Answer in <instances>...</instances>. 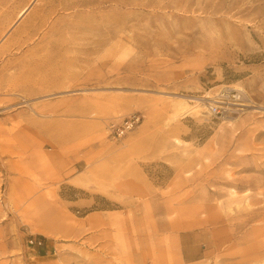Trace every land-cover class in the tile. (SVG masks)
Segmentation results:
<instances>
[{
  "label": "rangeland",
  "instance_id": "obj_1",
  "mask_svg": "<svg viewBox=\"0 0 264 264\" xmlns=\"http://www.w3.org/2000/svg\"><path fill=\"white\" fill-rule=\"evenodd\" d=\"M0 264H264V0H0Z\"/></svg>",
  "mask_w": 264,
  "mask_h": 264
},
{
  "label": "built area",
  "instance_id": "obj_2",
  "mask_svg": "<svg viewBox=\"0 0 264 264\" xmlns=\"http://www.w3.org/2000/svg\"><path fill=\"white\" fill-rule=\"evenodd\" d=\"M224 95V94H223ZM230 96L234 99H239V92H236V93H230ZM209 113L212 114V115H217L219 113H221V108L218 104H211L209 106ZM138 120V118L136 116H133V117H130V118H127L125 121H124V126L126 127H130L133 125V123H135L136 121ZM33 240H29V243H32ZM39 244L40 242L37 241Z\"/></svg>",
  "mask_w": 264,
  "mask_h": 264
},
{
  "label": "crops",
  "instance_id": "obj_3",
  "mask_svg": "<svg viewBox=\"0 0 264 264\" xmlns=\"http://www.w3.org/2000/svg\"><path fill=\"white\" fill-rule=\"evenodd\" d=\"M38 245H39V243L36 242V248H37L38 251H39L40 249L45 251V247H44V246L39 247ZM40 254L43 255V251H42ZM40 254H39V255H40Z\"/></svg>",
  "mask_w": 264,
  "mask_h": 264
},
{
  "label": "trees",
  "instance_id": "obj_4",
  "mask_svg": "<svg viewBox=\"0 0 264 264\" xmlns=\"http://www.w3.org/2000/svg\"><path fill=\"white\" fill-rule=\"evenodd\" d=\"M37 242V241H36ZM33 244L36 246V243H35V241L33 242Z\"/></svg>",
  "mask_w": 264,
  "mask_h": 264
},
{
  "label": "bare ground",
  "instance_id": "obj_5",
  "mask_svg": "<svg viewBox=\"0 0 264 264\" xmlns=\"http://www.w3.org/2000/svg\"><path fill=\"white\" fill-rule=\"evenodd\" d=\"M241 105H243V104H241Z\"/></svg>",
  "mask_w": 264,
  "mask_h": 264
}]
</instances>
